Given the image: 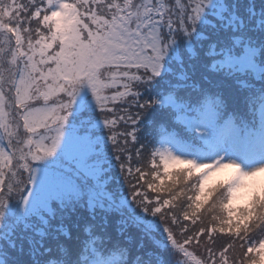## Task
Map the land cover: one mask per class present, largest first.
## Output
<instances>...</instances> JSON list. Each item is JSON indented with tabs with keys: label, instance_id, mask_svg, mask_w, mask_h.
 <instances>
[{
	"label": "snow or ice",
	"instance_id": "1",
	"mask_svg": "<svg viewBox=\"0 0 264 264\" xmlns=\"http://www.w3.org/2000/svg\"><path fill=\"white\" fill-rule=\"evenodd\" d=\"M0 264H264V0H0Z\"/></svg>",
	"mask_w": 264,
	"mask_h": 264
},
{
	"label": "rangeland",
	"instance_id": "2",
	"mask_svg": "<svg viewBox=\"0 0 264 264\" xmlns=\"http://www.w3.org/2000/svg\"><path fill=\"white\" fill-rule=\"evenodd\" d=\"M230 174H231V170H226L225 172L222 173H216L213 176V182L226 180Z\"/></svg>",
	"mask_w": 264,
	"mask_h": 264
}]
</instances>
